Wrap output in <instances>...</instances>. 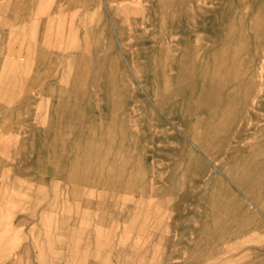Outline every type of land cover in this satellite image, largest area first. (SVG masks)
Returning a JSON list of instances; mask_svg holds the SVG:
<instances>
[{"label":"rangeland","instance_id":"374dc122","mask_svg":"<svg viewBox=\"0 0 264 264\" xmlns=\"http://www.w3.org/2000/svg\"><path fill=\"white\" fill-rule=\"evenodd\" d=\"M0 264H264V0H0Z\"/></svg>","mask_w":264,"mask_h":264},{"label":"bare ground","instance_id":"6f19581e","mask_svg":"<svg viewBox=\"0 0 264 264\" xmlns=\"http://www.w3.org/2000/svg\"><path fill=\"white\" fill-rule=\"evenodd\" d=\"M155 201V200H154ZM154 206V205H153ZM122 207V206H121ZM122 210V209H121ZM140 210V209H139ZM165 211V210H164ZM137 215V214H136ZM151 215V214H150ZM144 226V225H143ZM110 239V238H109ZM146 239V238H145ZM109 241V240H108ZM16 243V242H15ZM5 259V258H4ZM15 260V259H14Z\"/></svg>","mask_w":264,"mask_h":264}]
</instances>
